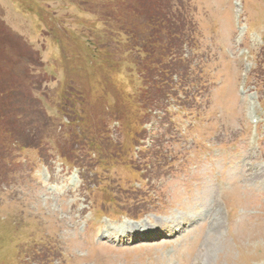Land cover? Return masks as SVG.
<instances>
[{
    "label": "rangeland",
    "instance_id": "374dc122",
    "mask_svg": "<svg viewBox=\"0 0 264 264\" xmlns=\"http://www.w3.org/2000/svg\"><path fill=\"white\" fill-rule=\"evenodd\" d=\"M147 5L0 0V40L10 30L33 49L15 69L26 144L43 136L0 167V264H264V0H166L187 24L188 87L137 113L127 99L143 82L121 26ZM68 99L105 127L96 152L75 146L79 165L60 153L77 137ZM117 99L125 110L108 117Z\"/></svg>",
    "mask_w": 264,
    "mask_h": 264
},
{
    "label": "trees",
    "instance_id": "16d2710c",
    "mask_svg": "<svg viewBox=\"0 0 264 264\" xmlns=\"http://www.w3.org/2000/svg\"><path fill=\"white\" fill-rule=\"evenodd\" d=\"M108 1L112 2L113 0ZM146 2L149 3L147 5L149 7L139 14H142L141 17L133 14V17L138 18H136L137 21L124 22L121 26L122 31L127 36L128 42L126 47L123 48L133 53L130 58L131 65L137 68L143 82V93L137 92L127 99L130 105L136 107L137 113L141 111L147 112V110H158L163 99L166 100L174 95L172 93L174 87L182 89L188 87L185 77L187 76L189 67L186 71L185 69L178 71L182 65L185 66L184 63L186 62L183 59L182 50L189 46L190 43H188L186 36L188 33L187 24H185L184 20H178L175 13L170 14L166 10V0H146ZM2 25L4 26L3 23ZM1 28L4 29V27ZM7 31L8 33L5 37L8 38L3 37L0 40V63L3 68V71H0V167L8 166V163L4 161L8 160L13 147L18 150L28 148L40 149L43 142L42 136V138L39 137L37 145H27V139L31 138L34 140L33 128L32 130L26 128L29 134L22 131L23 123H25L24 120L31 110H28L27 104L21 100L23 96L22 92H25L26 86L21 83L20 76L15 73V69L17 63H21V60L24 58V52L31 51V49L24 44L22 39L16 45L13 42V40L16 41L18 39L16 34L10 30ZM5 43L7 46L3 45ZM11 48L16 49L15 54L17 57H14L12 54L10 55L9 50ZM37 61L38 58L35 57L33 61L26 62V66H36ZM30 73L31 71H29L28 77ZM176 76L179 80L174 81L173 78ZM104 90V93L111 94V92H108L109 88L107 86L104 87ZM116 93L117 95L119 94L117 91ZM120 99L122 98L120 97ZM120 99L111 103L108 102L111 105H108L106 102L104 110L110 113V115L107 114L108 117L112 116V118H116L119 115L118 112H124L125 109L122 107ZM68 101L69 104L64 109L68 110L67 114L73 113L75 117H72V120L68 123L70 127L69 134L73 135V132H77V137L73 136L74 140L70 139V144L67 143L66 148H60V153L62 158L68 163L79 165L75 163L78 160V157L74 154L75 146H81V150L84 147H89L91 152H96L98 142L103 141L102 131L105 130V127L104 124H99L87 109L86 103H89L88 101L83 99L82 102H79V111L76 106L77 101H70V99ZM36 111L38 114L44 115L39 106L32 108L33 113ZM77 113H79V116H77ZM121 120V117L117 118L118 122ZM49 125L42 128L44 129ZM131 126H133L132 123ZM106 151L103 150L99 153L102 155Z\"/></svg>",
    "mask_w": 264,
    "mask_h": 264
}]
</instances>
